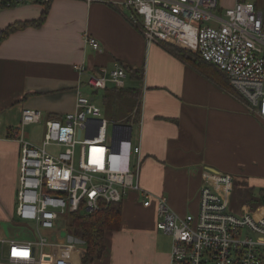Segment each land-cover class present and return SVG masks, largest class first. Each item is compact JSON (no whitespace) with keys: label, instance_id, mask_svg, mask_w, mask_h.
<instances>
[{"label":"crops","instance_id":"crops-1","mask_svg":"<svg viewBox=\"0 0 264 264\" xmlns=\"http://www.w3.org/2000/svg\"><path fill=\"white\" fill-rule=\"evenodd\" d=\"M121 4L50 0L40 27L18 30L0 43V239L32 240L12 231L18 226L13 206L20 159L13 133L22 110L39 111L48 120L61 118L75 110L78 88L85 95L87 74L100 67L110 71L118 63L126 72L143 71L140 82L128 80L136 84L141 103L137 183L153 199L144 208L140 192L128 193L120 230L105 236V249L92 264H170L171 239L156 229L155 199H166L180 217L195 215L203 167L223 174L251 168L244 125L249 111L214 67L184 63L160 45H147ZM43 9L33 0L0 9V31L15 22L39 19ZM86 37L98 41L99 52L85 44ZM81 66L85 73L78 72ZM165 237L168 244L163 243ZM75 250L80 252L77 257L57 253L44 264H81L84 252ZM6 253L0 245V264H10Z\"/></svg>","mask_w":264,"mask_h":264},{"label":"built area","instance_id":"built-area-1","mask_svg":"<svg viewBox=\"0 0 264 264\" xmlns=\"http://www.w3.org/2000/svg\"><path fill=\"white\" fill-rule=\"evenodd\" d=\"M218 1L122 0L121 5L147 45H178L197 53L225 76L247 110L264 122V10L244 0L229 7ZM28 2L0 0V9ZM85 44L100 51V44L91 37L85 38ZM78 72L85 73V68L79 67ZM127 80L125 69L114 63L110 71L100 67L87 74L85 86L92 92L110 87L122 90ZM75 95L73 112L45 122L41 147L23 136L25 127L43 122L39 111L23 109L13 133L20 146L15 217L33 223L38 238L25 242L0 239L10 264H44L56 251L65 256L77 252V257L80 253L75 246L59 245L41 235V231L55 230L67 215L90 214L123 203L131 191L140 192L144 208L151 205L152 196L140 191L137 183L139 136L133 138L129 126L130 138L120 142L117 150L112 129L109 133V123L94 99L79 88ZM136 112L140 116L139 101L133 117ZM48 147L58 150L52 153ZM200 176L195 215L180 217L166 199H155L156 229L171 239L170 264H264V217L252 216L247 207L240 214L229 211L231 176L209 167H203Z\"/></svg>","mask_w":264,"mask_h":264},{"label":"rangeland","instance_id":"rangeland-1","mask_svg":"<svg viewBox=\"0 0 264 264\" xmlns=\"http://www.w3.org/2000/svg\"><path fill=\"white\" fill-rule=\"evenodd\" d=\"M234 1L243 0H219L218 2L224 4L225 7H229L234 4ZM244 1L254 2L256 3V5H258L259 8L262 3H264V0ZM218 13L222 15V10L218 9ZM135 86L136 84L134 85L129 80H127L125 89H136L134 88ZM109 89H111V87ZM85 95L89 97V99L93 98L94 103L101 109L102 117L109 123V133H111V129L114 125H123L131 126L133 138L137 136L138 129L137 125L133 123L135 118V116L133 117V111L124 107L123 105L114 108L111 105H105L104 97L106 95V92L104 91L92 92L88 89H85ZM247 116V120L244 121V125H246L247 128L246 150L248 152V155L252 158V161L250 162L252 167L244 169L245 172L232 170L227 173L229 176H231L233 185L232 193L229 199V211L233 214H240L242 212V209L244 207H247L249 214H251L252 216L264 217V123H262L261 120L256 118L250 112H248ZM47 120L48 119L43 118V122L41 124L25 127L23 131L24 139L26 138L27 141L37 142L38 145L36 146L41 147L44 136L43 127ZM47 150L55 153L58 149L57 147H48ZM16 206L17 200L15 199L13 211L16 209ZM15 221L18 223V226H14L15 229L13 227L12 231H14V234L23 236L25 240H36L38 238L33 223L22 222L20 220H17L16 218ZM58 226L59 227L51 232L41 231V235L56 244L68 245V230L61 223ZM138 233L140 234L139 236L143 235V231H139ZM159 235H162V233L159 232ZM168 241L169 238L165 237V239H163V243L165 244H168ZM57 252L58 251H56L52 256L48 258L53 259L57 255ZM76 253L77 252H74L71 255L75 257ZM36 256H39L38 251Z\"/></svg>","mask_w":264,"mask_h":264},{"label":"trees","instance_id":"trees-1","mask_svg":"<svg viewBox=\"0 0 264 264\" xmlns=\"http://www.w3.org/2000/svg\"><path fill=\"white\" fill-rule=\"evenodd\" d=\"M34 2L43 4L44 9L41 12L39 19L28 22H15L7 26L3 31H0V43L10 34L18 30L27 27L37 28L45 22L48 15L50 0L47 2H44L43 0H34ZM260 7L264 10V3H262ZM1 9H6V7H2ZM160 46L167 53L181 62L191 63L196 66L207 64L202 61L197 53L185 50L178 45L161 44ZM127 73L129 78L135 82H140L142 79V69L128 70ZM104 92H106L104 97L105 105H111L113 108L123 105L133 111L139 98V91L137 89L120 90L111 88ZM138 122L139 113L136 112V117L133 123L136 124ZM121 216L122 203L112 204L109 207L94 213H76L67 215L63 218L61 224H63L69 232L68 245H73L84 252L81 258V264H92L94 259L101 256L105 249V236L109 233L118 232L120 230Z\"/></svg>","mask_w":264,"mask_h":264},{"label":"water","instance_id":"water-1","mask_svg":"<svg viewBox=\"0 0 264 264\" xmlns=\"http://www.w3.org/2000/svg\"><path fill=\"white\" fill-rule=\"evenodd\" d=\"M124 131L126 133L125 135H123ZM130 134H131V127H129V126L114 125L112 127V139H113V142H114L117 150L119 148L120 142L129 140ZM49 250H50L49 247H46L44 249V252L46 254H48Z\"/></svg>","mask_w":264,"mask_h":264}]
</instances>
